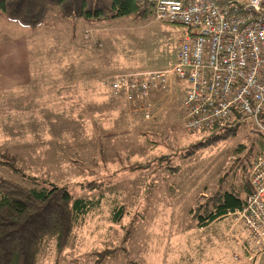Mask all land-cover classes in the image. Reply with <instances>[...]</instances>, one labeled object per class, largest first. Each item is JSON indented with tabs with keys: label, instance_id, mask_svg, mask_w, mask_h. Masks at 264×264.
<instances>
[{
	"label": "rangeland",
	"instance_id": "obj_1",
	"mask_svg": "<svg viewBox=\"0 0 264 264\" xmlns=\"http://www.w3.org/2000/svg\"><path fill=\"white\" fill-rule=\"evenodd\" d=\"M40 25L44 28L36 32L33 49L37 133L28 132L30 124H23L20 133L7 118L9 123L0 124V130L6 129L0 133V161L7 159L26 175L67 185L73 199L100 203L74 224L62 253L55 251L53 239L44 238L36 264L193 262V242L184 236L195 228L189 211L217 188L233 186L244 196L243 167L259 149L258 126L245 121L233 136L184 156L206 137L184 127V82L174 79L167 92L152 97L148 120L134 114L121 93L113 92L109 81L116 74L170 67L185 32L180 25L154 15L85 21L55 10L48 11ZM62 69L68 75L62 76ZM18 135L23 138L13 137ZM242 144L241 152H233ZM167 166L177 169L172 172ZM0 177L31 186L21 173L1 163ZM89 181L101 186H78ZM115 206L122 212L114 222ZM220 220L225 228L232 226L231 217ZM104 248L111 254L97 260ZM229 262L238 264L232 253ZM247 264H264V251Z\"/></svg>",
	"mask_w": 264,
	"mask_h": 264
},
{
	"label": "built area",
	"instance_id": "obj_2",
	"mask_svg": "<svg viewBox=\"0 0 264 264\" xmlns=\"http://www.w3.org/2000/svg\"><path fill=\"white\" fill-rule=\"evenodd\" d=\"M159 21L185 28L166 69L124 72L109 86L134 114L148 120L152 97L185 83L183 124L188 132L253 121L264 135V0H147ZM86 36V34H85ZM251 192L232 218V259L247 264L264 251V147L252 160Z\"/></svg>",
	"mask_w": 264,
	"mask_h": 264
},
{
	"label": "trees",
	"instance_id": "obj_3",
	"mask_svg": "<svg viewBox=\"0 0 264 264\" xmlns=\"http://www.w3.org/2000/svg\"><path fill=\"white\" fill-rule=\"evenodd\" d=\"M50 10H55L67 18L74 17L85 21L129 15L146 18L154 15V3L147 0H0V16L31 29L44 22ZM261 117L264 118V111ZM241 124L200 131L206 133L205 139L189 147L184 156H191L204 146L233 136ZM257 139L259 149L254 157L264 147V135L261 132ZM243 149L242 144L233 152H241ZM249 150L252 151V148ZM6 160L0 163L21 173L31 186L0 177V264H36L46 237L53 239L55 251L62 253L69 243L74 224L99 205L100 199H73L67 185L26 175ZM251 163L243 167L241 188L245 193L251 192L248 181ZM167 168L172 172L177 169L171 166ZM78 186L81 189H94L99 188L101 183L81 182ZM242 205L243 199L238 189L233 186L228 189L217 188L202 203L190 209V218L195 227H203ZM121 212L122 207L115 206L112 221H118ZM109 254V249L104 248L97 260Z\"/></svg>",
	"mask_w": 264,
	"mask_h": 264
},
{
	"label": "crops",
	"instance_id": "obj_4",
	"mask_svg": "<svg viewBox=\"0 0 264 264\" xmlns=\"http://www.w3.org/2000/svg\"><path fill=\"white\" fill-rule=\"evenodd\" d=\"M40 28L44 27L39 25L35 29H30L0 16V124L11 121L20 128L18 129L20 133L23 124H30L28 132L36 134L39 124L38 102L34 99L32 90L35 85L34 75L37 74V71H34L36 70L34 59L36 60L37 56L33 51L34 38ZM71 38L70 36L69 40ZM46 74L49 75L48 70ZM50 75L54 77L55 71L51 70ZM61 75L65 76L68 73L62 69ZM51 116L53 118V114ZM7 118L11 120L8 122ZM51 122L53 123V119ZM5 130H0V133ZM13 137L23 138L21 135ZM220 219H215L203 227L189 229L191 233L184 232L185 238L189 237L193 242L196 254V260L189 264H233L229 261L235 243L229 235L230 227L225 228ZM207 256H212L211 260Z\"/></svg>",
	"mask_w": 264,
	"mask_h": 264
}]
</instances>
